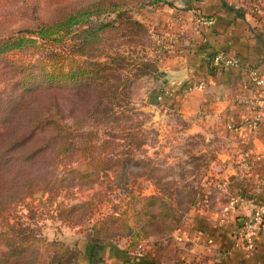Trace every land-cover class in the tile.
<instances>
[{"label": "trees", "instance_id": "trees-1", "mask_svg": "<svg viewBox=\"0 0 264 264\" xmlns=\"http://www.w3.org/2000/svg\"><path fill=\"white\" fill-rule=\"evenodd\" d=\"M165 1L70 0L51 9L35 6L32 10L34 18L26 10L21 14V17L28 18L27 21L31 20V24L15 33L0 36V58L12 53L29 57L26 65L14 64L12 67L21 78L13 97L18 104L12 116L14 120L8 121L7 129L12 128L13 132L4 135V146L0 150V264H106L103 257L81 262L63 242L48 239L39 225L43 211L71 228L86 224L88 242L93 251L102 249L108 241L125 237L130 250H134L141 240H146L144 246H153L156 260L172 257L178 252L173 233L182 226L181 219L188 210L195 207L196 202L206 200L207 196L205 198L194 188L179 185L161 187L162 195L159 187H156L159 191L156 194L142 195L141 191L127 185L130 171L125 163L113 170L108 158L96 152L97 140L88 133L74 132L73 125L63 123V117L58 120L53 116L33 118L25 126L30 129L27 136H17L21 130L16 128L22 117L17 115L31 110L32 98L41 94L43 86L88 82L96 85L98 97L104 105L116 102L121 80L113 69V62L122 56L110 54L109 42L119 36L147 33L145 24L133 12L146 6L163 5ZM151 44L149 39L148 46ZM157 63V58L145 55L137 66L139 70L155 71ZM5 111L0 105V114ZM45 126L53 135L35 146L32 142L34 131L41 132ZM28 147L32 150H27ZM47 151L49 153L43 158ZM44 159L51 170L40 180L36 178L39 171L34 174L28 165L41 164ZM75 162L76 166L70 167ZM60 167L65 172L60 174ZM109 170L119 181L118 185L93 191L76 203L64 202V197L70 196L76 185L81 188L85 181H89L93 187L99 175ZM115 189L120 190L118 195ZM178 193H184L182 198L177 197ZM113 195L119 199L118 203L112 205L111 211L95 218L101 205L111 200L113 203ZM226 203L227 200H220L221 206ZM20 206L26 208V214L17 213ZM158 219L163 222L158 235L164 238L147 240V224Z\"/></svg>", "mask_w": 264, "mask_h": 264}, {"label": "rangeland", "instance_id": "rangeland-1", "mask_svg": "<svg viewBox=\"0 0 264 264\" xmlns=\"http://www.w3.org/2000/svg\"><path fill=\"white\" fill-rule=\"evenodd\" d=\"M67 1L70 0H0V25H2L0 36L15 33L26 24H31V20L27 21L28 18L21 17L23 10L34 18L35 14L32 10L35 6L51 9ZM187 1L189 0H166L163 5L146 6L141 10H135L133 15L145 24L147 33L119 36L109 42L110 54L122 56L113 62V69L121 80L116 102L112 105H104L100 102L96 85L88 82L41 86V94L32 98L34 104L30 107L31 110L17 115V117L22 116L20 123L16 126L18 130H21L17 136L29 134L30 129L25 126L33 118L53 116L55 120H58L59 117H63V123L73 125L74 132L88 133L97 140L96 152L108 158L113 170L122 162L125 163L130 171L126 183L128 186H133V190L141 191L142 195L148 196L158 193L156 187H159L162 195L164 191L160 189L161 187L187 186V189L194 188L205 195V198L207 196L206 200L196 202V205L200 204L204 207L216 205V198L219 201L223 199V193L217 184L222 179L220 169L225 163L227 150L231 148L228 145V134L221 128H210L209 132L208 130L194 131L191 129L190 119L183 117L172 107H165L163 103L169 82L164 62L176 52L178 37H172L173 33L162 32L152 21L154 14L160 13L163 8H182V11L176 10L173 16V20L178 19L183 11L188 10H183ZM247 2L252 8L261 10L264 8V0H247ZM156 18H158L157 15ZM149 39L152 41L150 46H148ZM145 55L157 58L155 71L139 70L137 63ZM28 61L29 57L21 53H12L0 58V105L6 110L5 113L0 114V150L4 146L2 142L5 139L4 135L13 132L12 128L7 129L10 124L8 121L14 120L12 116L18 104L13 101V97L19 88L21 78L16 75L12 67L14 64L26 65ZM99 102L101 107L98 106ZM44 128L41 132L34 131L35 139L32 142L36 144L35 146L41 145L53 135L48 126ZM28 148L27 150H32V147ZM48 153V151L45 152L42 157L46 158ZM46 161L44 159L41 164L36 165L29 163V170L34 174L39 171L37 179L42 180L40 177L47 175V172L51 170ZM136 161L139 162L137 165L134 163ZM76 164L75 162L70 167H75ZM59 171L61 174L65 172V169L60 167ZM118 182L112 170L106 171L99 175L93 187H90L89 181H85L81 188L78 187L79 184L76 185L71 195L64 197V202H79L86 199L93 191L110 188V186L118 185ZM114 192L118 195L120 190L115 189ZM183 195L184 193H178L177 197L182 198ZM36 196H39V193H36ZM112 198L113 203L111 200L101 205L95 218L111 211L112 205L118 203L117 196L113 195ZM59 199L62 200V198ZM30 200L27 199V201ZM199 200L198 197L197 201ZM192 208L181 219L182 222ZM43 212L39 218V225L44 234L50 240L57 239L63 242L78 259L80 256L78 243L84 240L88 242V226L84 224L81 227L71 228L52 219L51 213ZM17 213L23 215L27 213V210L20 206L17 208ZM162 229V221L152 220L146 226L149 237L147 240L164 238L158 235ZM120 240H125L127 243L125 237L115 239L116 242ZM140 242L144 243L146 240ZM169 244L172 245V242Z\"/></svg>", "mask_w": 264, "mask_h": 264}, {"label": "crops", "instance_id": "crops-1", "mask_svg": "<svg viewBox=\"0 0 264 264\" xmlns=\"http://www.w3.org/2000/svg\"><path fill=\"white\" fill-rule=\"evenodd\" d=\"M184 6L183 10H188L182 12L180 21L173 16L182 8H163L152 21L162 32L178 37L176 52L164 62L169 79L164 106L190 119L194 131L221 128L228 134L231 148L220 175L230 191L264 207V119L255 128L246 122L254 114L248 101L261 96L260 88L249 81L248 71L255 69L264 77V10L252 8L247 0H189ZM195 8L213 17L214 26L196 32L190 17ZM218 50L237 58L239 66L212 69L209 62ZM200 82L203 88L195 86ZM245 161L250 162V168L240 176L236 170ZM222 198L227 200L224 194ZM226 204L221 206L216 198L212 207H193L173 233L179 250L172 257L156 260L153 246L138 252L130 250L125 240L108 241L93 251L84 240L78 243L79 260L103 257L106 264H264V222L251 235L254 247L248 250L235 234L238 218L247 216L248 209L242 206L230 213L224 210Z\"/></svg>", "mask_w": 264, "mask_h": 264}, {"label": "built area", "instance_id": "built-area-1", "mask_svg": "<svg viewBox=\"0 0 264 264\" xmlns=\"http://www.w3.org/2000/svg\"><path fill=\"white\" fill-rule=\"evenodd\" d=\"M191 22L196 32L201 33L214 26L215 20L211 16L204 15L203 13L192 10L190 13ZM178 20H182V16L178 17ZM209 65L212 69L220 71L226 68H235L239 66L238 59L235 57H228L224 51L218 50L212 54ZM249 81L261 90V96L257 100H249L248 103L251 109L254 110L252 117L248 118L246 122L250 128H255L259 122L264 119V77H262L255 69L248 71ZM198 88H203V82L195 85ZM230 128L234 127L232 124L228 125ZM250 168V162H242L236 170L240 176H244ZM217 186L220 191L225 195L227 204L224 210L234 213L239 207L246 206L248 209V215L245 217H239L235 228V234L245 244L248 250L254 247V242L251 239V235L255 233L264 222V207L254 204L252 201L241 196L238 192L230 191L228 182L225 179H221ZM144 249V243L140 242L135 250L138 252Z\"/></svg>", "mask_w": 264, "mask_h": 264}]
</instances>
